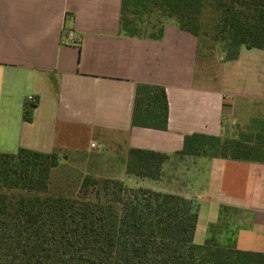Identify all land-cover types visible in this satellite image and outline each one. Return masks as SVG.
<instances>
[{
	"label": "crops",
	"instance_id": "crops-1",
	"mask_svg": "<svg viewBox=\"0 0 264 264\" xmlns=\"http://www.w3.org/2000/svg\"><path fill=\"white\" fill-rule=\"evenodd\" d=\"M121 1L0 0V152L78 153L73 141L88 130L114 153L173 154L185 134H221L223 107L237 111V102L199 78L197 37L174 21L159 37L126 35ZM141 83L164 88L165 130L131 126ZM197 159L180 158L202 170L193 171L203 181L194 242L264 253V162L205 158L200 167Z\"/></svg>",
	"mask_w": 264,
	"mask_h": 264
},
{
	"label": "trees",
	"instance_id": "trees-1",
	"mask_svg": "<svg viewBox=\"0 0 264 264\" xmlns=\"http://www.w3.org/2000/svg\"><path fill=\"white\" fill-rule=\"evenodd\" d=\"M130 1L141 0L121 1V31L161 36L164 23L156 32L155 26L127 30L123 17ZM160 1L179 28L197 39L203 34L235 51L264 49V0ZM190 6L197 11L189 27L184 21ZM35 105L36 100L25 101L23 121H31ZM167 115L164 88L137 84L131 126L165 130ZM219 140L218 135L185 134L173 154L129 147L124 171L157 179L165 163L183 157L264 162L260 146L220 145ZM61 157L23 147L0 152V264H264L262 252L195 243L199 204L179 193L89 174L52 190L51 175Z\"/></svg>",
	"mask_w": 264,
	"mask_h": 264
},
{
	"label": "rangeland",
	"instance_id": "rangeland-1",
	"mask_svg": "<svg viewBox=\"0 0 264 264\" xmlns=\"http://www.w3.org/2000/svg\"><path fill=\"white\" fill-rule=\"evenodd\" d=\"M162 5L160 0L150 4L147 0H141L138 3L130 1L125 4L123 19L127 30L128 28L136 30L135 25L143 26L145 29L146 26L150 28L155 26L156 32L159 25L167 21L176 22L175 17L170 16ZM195 8L190 6L185 11L188 17L184 22L189 27L197 11ZM197 42L199 78L204 79L213 88L227 93V100L236 99L237 102V111L231 112L227 104L223 107L225 116L221 134L218 135L220 145L223 143L230 146L233 142L239 146L257 145L263 149L264 153V49H247L240 46L235 51L203 34L198 36ZM233 52L236 54L233 55ZM90 142L100 144L102 149L96 145L90 147ZM73 143L81 152H58L64 157H61L59 166L51 175L52 190L64 188L67 185L73 186L80 176L89 174L118 179L130 187L142 186L159 191L180 192L179 194L183 193L181 195L196 202L199 195L197 189L202 186L203 181L201 177L195 179L193 176L195 168L193 170L191 167L192 169L187 170L189 163L175 158L168 161V165L163 166L160 178H136L126 175L124 166L119 160L125 157L123 152L114 153L111 146L104 145L101 137L83 130L76 135ZM213 152L214 155H218L216 150ZM196 162L201 167L208 160L198 158ZM199 170L200 168H197L196 171L199 172Z\"/></svg>",
	"mask_w": 264,
	"mask_h": 264
},
{
	"label": "built area",
	"instance_id": "built-area-1",
	"mask_svg": "<svg viewBox=\"0 0 264 264\" xmlns=\"http://www.w3.org/2000/svg\"><path fill=\"white\" fill-rule=\"evenodd\" d=\"M69 35H70V34H69ZM30 100L33 101L32 98H31ZM90 146H91V147H95V144H94V143H91Z\"/></svg>",
	"mask_w": 264,
	"mask_h": 264
}]
</instances>
